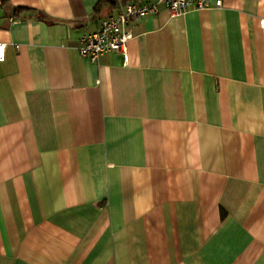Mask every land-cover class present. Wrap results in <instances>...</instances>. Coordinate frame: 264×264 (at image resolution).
I'll use <instances>...</instances> for the list:
<instances>
[{
    "label": "crops",
    "instance_id": "0c3cea01",
    "mask_svg": "<svg viewBox=\"0 0 264 264\" xmlns=\"http://www.w3.org/2000/svg\"><path fill=\"white\" fill-rule=\"evenodd\" d=\"M117 3L0 0V264H264V0Z\"/></svg>",
    "mask_w": 264,
    "mask_h": 264
},
{
    "label": "built area",
    "instance_id": "2783aa9c",
    "mask_svg": "<svg viewBox=\"0 0 264 264\" xmlns=\"http://www.w3.org/2000/svg\"><path fill=\"white\" fill-rule=\"evenodd\" d=\"M221 0H151V1H118L116 11L105 16L99 29L82 35L77 46L81 56L97 62L98 57L105 52L115 51L126 54L127 43L132 38L131 25L141 18L155 14L161 7H165L169 17H175L189 10H202L220 7ZM5 43H0V61L5 56Z\"/></svg>",
    "mask_w": 264,
    "mask_h": 264
},
{
    "label": "trees",
    "instance_id": "16d2710c",
    "mask_svg": "<svg viewBox=\"0 0 264 264\" xmlns=\"http://www.w3.org/2000/svg\"><path fill=\"white\" fill-rule=\"evenodd\" d=\"M117 1H121V2L125 3V2H128V1H130V0H117ZM117 1H115V0L112 1V0H111V2L114 3V4H115Z\"/></svg>",
    "mask_w": 264,
    "mask_h": 264
}]
</instances>
